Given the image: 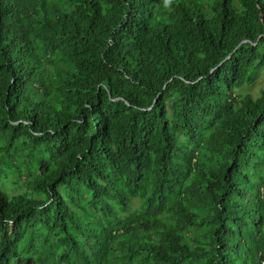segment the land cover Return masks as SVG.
Here are the masks:
<instances>
[{
    "label": "trees",
    "instance_id": "obj_1",
    "mask_svg": "<svg viewBox=\"0 0 264 264\" xmlns=\"http://www.w3.org/2000/svg\"><path fill=\"white\" fill-rule=\"evenodd\" d=\"M262 70L264 0H0V264H264Z\"/></svg>",
    "mask_w": 264,
    "mask_h": 264
},
{
    "label": "rangeland",
    "instance_id": "obj_2",
    "mask_svg": "<svg viewBox=\"0 0 264 264\" xmlns=\"http://www.w3.org/2000/svg\"><path fill=\"white\" fill-rule=\"evenodd\" d=\"M67 65L68 64L66 63V66ZM261 89H264V70L260 72L258 79L253 84L244 86L238 91V93L241 95L250 94L256 97ZM0 188L12 194L19 192L22 186L20 184L13 185L10 181H2L0 182ZM137 206L138 202L136 201L133 203V208H136Z\"/></svg>",
    "mask_w": 264,
    "mask_h": 264
}]
</instances>
